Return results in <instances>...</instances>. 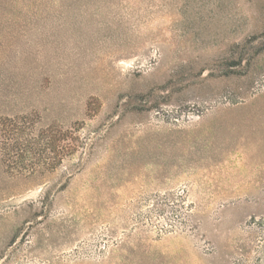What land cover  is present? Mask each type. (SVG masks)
<instances>
[{"label":"rangeland","instance_id":"374dc122","mask_svg":"<svg viewBox=\"0 0 264 264\" xmlns=\"http://www.w3.org/2000/svg\"><path fill=\"white\" fill-rule=\"evenodd\" d=\"M0 264H264V0H0Z\"/></svg>","mask_w":264,"mask_h":264},{"label":"trees","instance_id":"16d2710c","mask_svg":"<svg viewBox=\"0 0 264 264\" xmlns=\"http://www.w3.org/2000/svg\"><path fill=\"white\" fill-rule=\"evenodd\" d=\"M21 122L28 123L30 121H29L28 117H24V118H22ZM13 126H16V124L13 123ZM73 129H74L73 127L67 129L65 134H64V138H63V139H66V141H67L66 145L64 146V150L69 151V152H72L75 149L74 140H76V138H77L76 131ZM42 133L44 134V132H42ZM58 138H59V135L55 136L52 143H50L53 147L57 146Z\"/></svg>","mask_w":264,"mask_h":264}]
</instances>
